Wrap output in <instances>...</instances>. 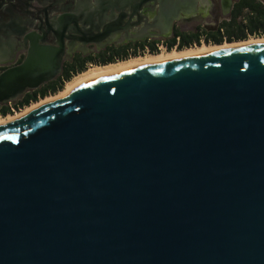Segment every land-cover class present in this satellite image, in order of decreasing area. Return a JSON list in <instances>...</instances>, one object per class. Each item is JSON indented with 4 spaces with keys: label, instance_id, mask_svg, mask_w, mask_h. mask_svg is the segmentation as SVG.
Here are the masks:
<instances>
[{
    "label": "water",
    "instance_id": "95a60500",
    "mask_svg": "<svg viewBox=\"0 0 264 264\" xmlns=\"http://www.w3.org/2000/svg\"><path fill=\"white\" fill-rule=\"evenodd\" d=\"M25 1L0 0L21 13L0 31L24 25L3 35L27 46L0 72L5 100L53 80L67 40L88 42L74 34L133 17L101 0L26 32ZM0 264H264V45L88 79L1 125Z\"/></svg>",
    "mask_w": 264,
    "mask_h": 264
},
{
    "label": "flooded vegetation",
    "instance_id": "af4514ba",
    "mask_svg": "<svg viewBox=\"0 0 264 264\" xmlns=\"http://www.w3.org/2000/svg\"><path fill=\"white\" fill-rule=\"evenodd\" d=\"M38 1L42 0H26L27 3V15L33 16L30 23L26 24V32L38 31L39 28L47 30L48 20L53 16L59 14L62 11H70L77 13L79 10H87L89 12L98 11L100 8L101 0H61L60 3L54 4L48 2L45 6L38 4ZM106 10L110 12V9L123 11L125 8L133 17L129 23V26L122 25L123 28H127L128 32L121 30L116 32L114 36L106 37L102 40H95L88 33L80 31L76 35L77 37L84 38L88 42L83 43L77 39L67 40V43L71 44V48L67 49L66 55L62 62L60 73L51 81L46 82L36 89H26L20 95L15 98L4 99L7 93L0 92V115L11 111V108H18L23 106L27 101L34 98V96L40 97L43 92L51 93L53 87L57 85L62 78V75L69 71L71 74L77 73L86 68L89 64L104 65L112 63L114 61L122 60L131 56L142 55V50L145 47H154L157 50L158 44H163L166 49L172 48L182 49L192 45H199L201 43H220L227 39L225 30L220 26L223 21L229 20L232 11L235 9V5L239 0H231L229 4L227 0H212V13L214 16V22L204 24H192L175 23L168 25L164 30H139V22L144 20L137 17V3L140 0H105ZM161 1V0H159ZM158 4H162L159 2ZM173 6L172 9L179 11V9L186 10L189 5L193 3L192 0H170ZM89 4V5H87ZM127 6V7H126ZM152 5L146 7L150 10ZM144 8V10H146ZM248 11V8L243 10ZM16 13L20 18V12L18 8L12 9L10 12H5L4 16H0V26L8 20V16L12 13ZM137 12V13H136ZM20 13V14H19ZM178 20L179 17H176ZM4 21V22H3ZM48 23V24H47ZM80 28L82 24L78 23ZM12 27L16 28V31H11ZM24 25L18 24L16 26L3 27L0 31V72L6 67L21 62L26 54V42L21 37L16 38L13 35L11 38H6L3 35V31L8 29L11 32H18L23 29ZM73 28V24L71 26ZM44 30V31H45ZM40 33H42L40 31ZM73 34V32H70ZM143 46V47H142ZM64 83V81H63Z\"/></svg>",
    "mask_w": 264,
    "mask_h": 264
},
{
    "label": "bare ground",
    "instance_id": "6f19581e",
    "mask_svg": "<svg viewBox=\"0 0 264 264\" xmlns=\"http://www.w3.org/2000/svg\"><path fill=\"white\" fill-rule=\"evenodd\" d=\"M246 45H264V35L249 36L246 39L242 40L223 41L219 44L201 43L199 45H192L189 47H184L182 49L172 48L168 50L164 46H161L156 53L144 52L140 53L142 55L131 56L126 59L118 60L116 62L114 61L112 63L104 65H94L89 70L80 72L71 77V79L65 82L63 88L56 93L41 97L36 101H32L28 105L22 106L19 109H13L6 115H0V126L24 117L33 110L41 107L42 105L62 99L74 85L88 79L107 76L110 74L123 72L131 68L150 65L157 62L205 55L236 46Z\"/></svg>",
    "mask_w": 264,
    "mask_h": 264
},
{
    "label": "crops",
    "instance_id": "0c3cea01",
    "mask_svg": "<svg viewBox=\"0 0 264 264\" xmlns=\"http://www.w3.org/2000/svg\"><path fill=\"white\" fill-rule=\"evenodd\" d=\"M171 3L170 0H165L160 5L150 3L152 5L150 10L146 8V10L143 11L144 20L139 22V30H164L174 21L176 23H186L188 25L214 22L212 0H194L193 3L189 5L188 9H179L178 12L172 9L173 6ZM176 17L180 19L178 20ZM7 18L8 20H4L5 22L15 21L16 23H21L15 12Z\"/></svg>",
    "mask_w": 264,
    "mask_h": 264
},
{
    "label": "trees",
    "instance_id": "16d2710c",
    "mask_svg": "<svg viewBox=\"0 0 264 264\" xmlns=\"http://www.w3.org/2000/svg\"><path fill=\"white\" fill-rule=\"evenodd\" d=\"M245 8H248V11L244 12L243 10ZM220 26L227 34V39L225 41L242 40L249 36L264 35V0H239L235 5V9L231 13L229 20L223 21ZM155 51L156 49L154 47L150 48V53H156ZM71 75L72 74L69 71L64 73L61 81L53 87L52 92H43L39 98L44 95L54 94L61 90L63 88L62 86H64L63 81L66 82L71 79ZM39 98L34 96L32 101H36ZM32 101H27L24 106Z\"/></svg>",
    "mask_w": 264,
    "mask_h": 264
},
{
    "label": "built area",
    "instance_id": "2783aa9c",
    "mask_svg": "<svg viewBox=\"0 0 264 264\" xmlns=\"http://www.w3.org/2000/svg\"><path fill=\"white\" fill-rule=\"evenodd\" d=\"M161 46H164L163 44H158L157 45V50H156V52L160 49V47ZM165 47V46H164ZM142 52L144 53V52H150L149 51V48L148 47H145L143 50H142ZM89 65H91V64H89ZM64 83H65V81H64ZM39 98V97H38ZM13 109H16V108H11V111L13 110ZM17 109H19V107L17 108ZM10 112V111H9Z\"/></svg>",
    "mask_w": 264,
    "mask_h": 264
},
{
    "label": "rangeland",
    "instance_id": "374dc122",
    "mask_svg": "<svg viewBox=\"0 0 264 264\" xmlns=\"http://www.w3.org/2000/svg\"><path fill=\"white\" fill-rule=\"evenodd\" d=\"M116 62V61H115ZM95 64H92V65H88L86 68H84L83 70H82V72L83 71H86V70H89L91 67H93ZM90 66V67H89ZM81 71H79V72H77V73H74V74H72L71 75V77H73L74 75H76V74H78V73H80ZM65 83H63V85H64ZM63 87V86H62ZM11 112V111H10Z\"/></svg>",
    "mask_w": 264,
    "mask_h": 264
}]
</instances>
